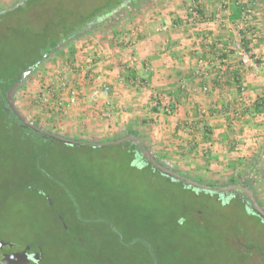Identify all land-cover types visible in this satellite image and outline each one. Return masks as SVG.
<instances>
[{
	"label": "rangeland",
	"instance_id": "rangeland-1",
	"mask_svg": "<svg viewBox=\"0 0 264 264\" xmlns=\"http://www.w3.org/2000/svg\"><path fill=\"white\" fill-rule=\"evenodd\" d=\"M20 1L0 2V9ZM70 1L72 5L69 0L49 1L45 10L39 1L42 7L30 11L22 3L16 8L20 11L1 14L0 92L48 51L46 39L64 16L65 30H77L79 26L69 27V22L88 17L104 0ZM143 2L140 9L120 11L119 17L105 19L92 34L61 45L42 61L14 98L21 115L62 136L37 117L46 114L33 101L39 87L63 74L69 56L73 58L69 55L73 45L84 46L82 41L89 38L113 44V31L120 38L126 36L133 24L140 23L137 19L147 6ZM256 62L259 66L261 61ZM5 119L0 111V249L6 244L39 248L41 264H264V217L239 193L209 191L168 177L138 161V148L131 142L67 145L32 138ZM22 135L28 140L21 141ZM138 138L162 161L146 131ZM162 162L191 178L178 165ZM259 166L248 162L236 175L192 179L217 186L247 179L248 190L264 206V164Z\"/></svg>",
	"mask_w": 264,
	"mask_h": 264
},
{
	"label": "crops",
	"instance_id": "crops-1",
	"mask_svg": "<svg viewBox=\"0 0 264 264\" xmlns=\"http://www.w3.org/2000/svg\"><path fill=\"white\" fill-rule=\"evenodd\" d=\"M8 1L14 0H0ZM144 1L140 23L120 40L106 44L89 38L84 46L69 48V63L93 58L91 75L110 87L114 118L92 119L91 86L85 82L79 109L40 112L38 119L66 138L87 142H104L138 126L147 132L157 158L178 165L191 178L236 175L248 162L261 169L264 113L253 109L264 102V0ZM191 5L197 16L188 14ZM248 9L253 14L244 28ZM131 41L135 47L130 51L126 45ZM240 44L261 61L258 74L238 61ZM131 53L139 63L128 69ZM70 77L79 89L78 77ZM154 100L160 101L159 109L151 106ZM166 106L170 114L164 113Z\"/></svg>",
	"mask_w": 264,
	"mask_h": 264
},
{
	"label": "built area",
	"instance_id": "built-area-1",
	"mask_svg": "<svg viewBox=\"0 0 264 264\" xmlns=\"http://www.w3.org/2000/svg\"><path fill=\"white\" fill-rule=\"evenodd\" d=\"M195 6L191 5L188 13L192 16H197V12L194 10ZM253 14L252 9H248L244 12V28H247ZM135 47V41H131L126 45L130 51ZM238 61L246 69L259 73V66L256 62V58L242 45L237 46ZM127 62H129L128 69H133L135 64L139 63V59L134 53L129 54ZM94 61L88 58L87 62L82 64L78 61L67 62L62 70V75L56 78V82H52L51 85H41L38 92L34 96V103L43 112L48 115L52 114H65L71 109H79L85 101V91L83 90L85 82L90 84L91 89L88 94V100L90 102V110L92 112V119L95 121H110L114 117V106L111 100L110 87L100 80V78H94L91 75ZM203 66L205 64L202 63ZM201 66V67H203ZM69 74H73L78 77V84L80 88L74 87V82L69 78ZM264 87V79L262 81ZM243 91V90H242ZM66 97V100L64 99ZM153 108H160V101L154 100L151 103ZM163 111L166 114L171 113L169 106L163 107Z\"/></svg>",
	"mask_w": 264,
	"mask_h": 264
},
{
	"label": "trees",
	"instance_id": "trees-1",
	"mask_svg": "<svg viewBox=\"0 0 264 264\" xmlns=\"http://www.w3.org/2000/svg\"><path fill=\"white\" fill-rule=\"evenodd\" d=\"M39 1H40L41 5L44 3L42 9L45 10V9H47L45 5L49 1H55V0H49V1L48 0H21L18 4H16L13 7L0 9V16H1V14H4L6 12H15L16 13V12L20 11L19 8L18 9H16V8H17V5L22 4V3L25 4V10H27V11L32 10L34 7L37 8V6L42 7L39 4ZM77 1H79V2H77ZM141 1L142 0H104L103 5L94 9L93 11H91V13L88 14L89 15L88 17L83 16V17L77 18L78 21L73 20L72 22H69V27L72 24H74V27L79 26V28L77 30H74V31L65 30L64 27H65L67 22H64V20H66L65 19L66 17L63 15L64 18H62L60 20V22L57 23V26H58L57 31L54 34H52L51 36L47 37V39H46L45 45L48 46V51H46V53L42 54L40 56V58L37 61H35V63L33 65L27 66L21 72H19L17 77L15 78V80L10 84V86H8V88L5 89V91L0 92V111H2V113L4 114L9 125L11 123H14L18 128H20L21 131H26L28 133V135H30V137H32V138H40L42 140L51 141L50 139H46L42 135L37 134L31 130L23 129L21 127V123L19 121H17L13 116H9L6 113L5 108L8 106L7 102H6L7 91L10 90L20 80L23 72H25L28 69H34L38 63H40V62L46 60L47 58L51 57L53 54H55L56 52L59 51V47L61 45L71 44L73 42H76L77 40H81L82 38H84L87 35L92 34L94 26L104 23L103 21L107 18L119 17L120 11H124L127 8H130L132 12L136 9H140ZM76 2L80 3V2H82V0H75V3ZM143 3H145V1ZM69 4L72 5V2L70 0H69ZM194 10L197 12V14L199 13L196 7ZM63 13H65V12H63ZM67 25H68V23H67ZM118 35L119 34L117 31H113L114 39H116L118 37ZM40 36L45 38L44 34H42V33L40 34ZM32 73H34V71ZM263 105H264V102H261L260 104H256L254 106L253 110L254 111L257 110L260 113H264V109L262 107ZM155 109H159V108H155ZM9 133H10V135H14V129L12 128V126H10V128H9ZM138 133H139V127L137 126L134 128V126H131L125 132L120 134L118 137L108 139L107 141H104V142L116 141L118 139L125 138V137L130 136V135H135L136 137H138ZM20 140L21 141H27L28 136L22 135L20 137ZM137 155H139L138 161H143V162L149 164L150 167H152L153 169H154V167H153L152 163H157V164H160V165H162L168 169L173 170L175 173L179 174L182 179H185L187 181H194L199 185H206L204 182H202L200 180H195V179L189 178L188 176H186L185 173L177 171L176 168H173V166L165 165L162 161H160V162L157 161L153 155H151V161L150 162L145 161L144 158L142 157V153H141V150L139 148H138V154ZM254 165H256V164H254ZM234 181H236V179H234ZM245 181H247V179H245ZM245 181L243 183H238V185L241 187V185L243 184V185H245V187H247V183H245ZM214 186L215 185H209V187H211V191L215 190ZM259 204L261 205L260 202H259ZM261 206L264 209V206L263 205H261ZM60 223H62V222L60 221ZM31 247L34 249H37L36 247H33V246H31Z\"/></svg>",
	"mask_w": 264,
	"mask_h": 264
},
{
	"label": "water",
	"instance_id": "water-1",
	"mask_svg": "<svg viewBox=\"0 0 264 264\" xmlns=\"http://www.w3.org/2000/svg\"><path fill=\"white\" fill-rule=\"evenodd\" d=\"M40 64L41 62L38 63L34 69H28L25 72H23L20 80L6 93V102L8 106L5 108V111L9 116H13L17 121H19L23 129L31 130L37 134L42 135L46 139H50L51 141H57V142L67 144V145H85V146H90V147H106V146H113V145H123L127 142H131L135 144L141 150L142 157L144 158L145 161H148V162L151 161V154L145 148L141 139H139L135 135H130L125 138L118 139L116 141L87 142V141L69 139V138L45 131L42 128L35 126L32 123L28 122L21 115V113L17 110L14 98L16 94L19 92V90L23 88L27 78L31 75L33 71L35 72V70L40 66ZM152 164L155 170L161 172L162 174L168 177H171L178 181H183L185 184L189 186H199L201 189L211 191V187H209V185H199L194 181H187L185 179H182L179 174L175 173L171 169H168L157 163H152ZM235 189H238V188L236 186H231L228 188H222L221 191L229 192ZM245 193L247 194L248 198L251 200V204L255 212L258 215L264 217V212L260 208L259 203L254 199L252 192L247 189L245 190ZM30 249H31L30 246H26V245L6 244L4 245V248L2 250L3 257L2 258L0 257V264H37L36 262L39 260V254H36L34 256L32 263H30V260L27 258L26 254Z\"/></svg>",
	"mask_w": 264,
	"mask_h": 264
},
{
	"label": "flooded vegetation",
	"instance_id": "flooded-vegetation-1",
	"mask_svg": "<svg viewBox=\"0 0 264 264\" xmlns=\"http://www.w3.org/2000/svg\"><path fill=\"white\" fill-rule=\"evenodd\" d=\"M181 182H183V181H181ZM216 186V187H215ZM214 186V192H226V191H221V189L222 188H228V187H231V186H236L238 189H235V190H232L231 192H237V193H239V196L241 197V199H243V201H248V203H250L249 204V206L251 205L252 206V204H251V200L248 198V196H247V194L245 193V190H247L248 188L247 187H245V185H241V187L238 185V183L236 184H233V185H228V186H217V185H215ZM241 188V189H240ZM259 206H260V208L263 210V212H264V209L262 208V206L259 204ZM252 211H254L255 212V210H254V208H253V206H252ZM31 249L27 252V258L30 260V263H32V260L34 259V256L36 255V254H39V260L36 262L37 264H41V259H42V256H41V252H40V249L39 248H37V249H34V248H32V247H30ZM2 250L3 249H0V257L2 258L3 257V253H2ZM20 258H21V256H20Z\"/></svg>",
	"mask_w": 264,
	"mask_h": 264
}]
</instances>
